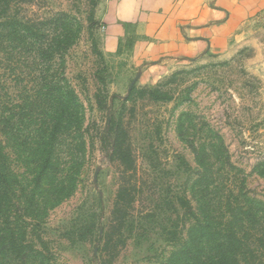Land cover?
I'll return each instance as SVG.
<instances>
[{
	"label": "rangeland",
	"instance_id": "1",
	"mask_svg": "<svg viewBox=\"0 0 264 264\" xmlns=\"http://www.w3.org/2000/svg\"><path fill=\"white\" fill-rule=\"evenodd\" d=\"M104 1L0 0V22L39 33L0 28V226L10 216L24 247L14 257L0 230V264H193L192 229L239 234L254 264L264 4L222 55L140 62L133 29L110 51Z\"/></svg>",
	"mask_w": 264,
	"mask_h": 264
},
{
	"label": "crops",
	"instance_id": "2",
	"mask_svg": "<svg viewBox=\"0 0 264 264\" xmlns=\"http://www.w3.org/2000/svg\"><path fill=\"white\" fill-rule=\"evenodd\" d=\"M264 0H105L110 51L136 31L137 60L194 61L222 55Z\"/></svg>",
	"mask_w": 264,
	"mask_h": 264
},
{
	"label": "trees",
	"instance_id": "3",
	"mask_svg": "<svg viewBox=\"0 0 264 264\" xmlns=\"http://www.w3.org/2000/svg\"><path fill=\"white\" fill-rule=\"evenodd\" d=\"M20 27L19 31L22 30L26 32L28 35H34L35 37L39 36L37 30L34 27L28 24H24L21 22H16L12 20H7L6 22H0V28L6 27ZM15 25V26H14ZM68 89V93L73 96L69 86L66 84ZM134 91L130 93V97L133 95ZM147 94L151 95L154 100L161 101L162 98H157L150 91H144L140 93L141 96H146ZM62 124V122H60ZM60 125L58 127L54 126L53 135H56L58 131H60ZM53 129V127H52ZM116 149L117 153L120 155L122 161H126L129 159L130 154L127 157L124 156V153L120 150L119 141L117 138L116 141ZM6 161V157L3 152V146L0 141V217L2 212L9 211V199L10 195L8 193V180L9 173L6 172V168H4V163ZM8 205V206H7ZM193 212V211H192ZM192 215H194L192 213ZM195 218V217H194ZM1 219V218H0ZM12 220L10 216H6L5 220L1 222L0 230H6L7 232V244L9 253L13 254L14 257H21L24 252V247L18 244L17 238L14 233V227L12 224ZM225 232L224 230H222ZM219 230V233L215 236H219L218 239L213 240V237H210L209 240L201 233V231L197 229H192V232H195L197 235L191 237V241L188 242L186 246L184 257L188 258L193 264H247L248 260L243 259L246 254L243 248H239L238 244L241 245V239L239 238V234L231 233L229 235V231L226 236H223V232ZM181 234V233H180ZM201 234V235H200ZM228 235V236H227ZM212 239V240H211ZM244 246V245H243ZM254 264H264V214L262 212H256L254 208Z\"/></svg>",
	"mask_w": 264,
	"mask_h": 264
}]
</instances>
